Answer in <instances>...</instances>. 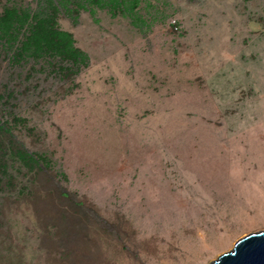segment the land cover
I'll use <instances>...</instances> for the list:
<instances>
[{
	"label": "rangeland",
	"instance_id": "rangeland-1",
	"mask_svg": "<svg viewBox=\"0 0 264 264\" xmlns=\"http://www.w3.org/2000/svg\"><path fill=\"white\" fill-rule=\"evenodd\" d=\"M13 3L38 4L0 14ZM136 16L60 13L89 59L75 77L1 51L0 119H25L15 140L97 210L91 264H209L264 230V0H141ZM12 195L0 264H52Z\"/></svg>",
	"mask_w": 264,
	"mask_h": 264
},
{
	"label": "trees",
	"instance_id": "trees-1",
	"mask_svg": "<svg viewBox=\"0 0 264 264\" xmlns=\"http://www.w3.org/2000/svg\"><path fill=\"white\" fill-rule=\"evenodd\" d=\"M140 1L37 0L35 11L16 3L5 6L0 14V58L1 51H5L13 63L44 61L49 66L56 65L63 77H75L88 67L89 59L76 47L73 35L59 27L60 13L76 21L80 11L94 17L95 10L100 9L113 18L120 15L137 24L143 23L136 16ZM25 123L17 116H11L10 121L0 119V192L15 191L9 196V208L12 206L15 213L22 211V206L33 213L40 248L51 258L50 263L91 264L92 255L97 254L91 251L95 247L91 243H95L99 214L76 193L63 190L57 178L66 181V175L54 173L46 155L29 152L15 140L13 129ZM14 164H18L16 172L25 170L29 175L28 185L17 188L15 177L9 173Z\"/></svg>",
	"mask_w": 264,
	"mask_h": 264
},
{
	"label": "water",
	"instance_id": "water-1",
	"mask_svg": "<svg viewBox=\"0 0 264 264\" xmlns=\"http://www.w3.org/2000/svg\"><path fill=\"white\" fill-rule=\"evenodd\" d=\"M209 264H264V230L238 239L230 251Z\"/></svg>",
	"mask_w": 264,
	"mask_h": 264
}]
</instances>
